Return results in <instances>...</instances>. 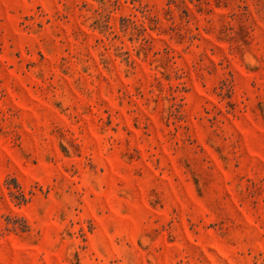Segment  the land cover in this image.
I'll return each mask as SVG.
<instances>
[{"label":"rangeland","instance_id":"1","mask_svg":"<svg viewBox=\"0 0 264 264\" xmlns=\"http://www.w3.org/2000/svg\"><path fill=\"white\" fill-rule=\"evenodd\" d=\"M0 264H264V0H0Z\"/></svg>","mask_w":264,"mask_h":264}]
</instances>
